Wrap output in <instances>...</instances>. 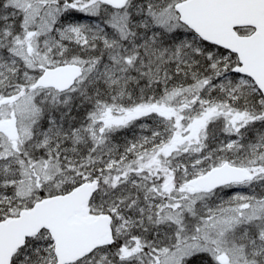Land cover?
<instances>
[{
    "label": "snow or ice",
    "instance_id": "1",
    "mask_svg": "<svg viewBox=\"0 0 264 264\" xmlns=\"http://www.w3.org/2000/svg\"><path fill=\"white\" fill-rule=\"evenodd\" d=\"M0 264H264V0H0Z\"/></svg>",
    "mask_w": 264,
    "mask_h": 264
}]
</instances>
